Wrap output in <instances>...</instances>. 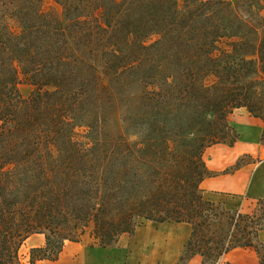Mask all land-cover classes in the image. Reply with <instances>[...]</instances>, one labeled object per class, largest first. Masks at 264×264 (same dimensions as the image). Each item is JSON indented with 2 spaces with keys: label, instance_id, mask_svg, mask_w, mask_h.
I'll list each match as a JSON object with an SVG mask.
<instances>
[{
  "label": "trees",
  "instance_id": "1",
  "mask_svg": "<svg viewBox=\"0 0 264 264\" xmlns=\"http://www.w3.org/2000/svg\"><path fill=\"white\" fill-rule=\"evenodd\" d=\"M53 1L0 0V264H27L36 234L31 264L145 221L190 225L178 264H238L222 262L237 248L264 264V198L246 212L203 188L256 162L207 165L240 140L235 110L264 144V0Z\"/></svg>",
  "mask_w": 264,
  "mask_h": 264
},
{
  "label": "rangeland",
  "instance_id": "2",
  "mask_svg": "<svg viewBox=\"0 0 264 264\" xmlns=\"http://www.w3.org/2000/svg\"><path fill=\"white\" fill-rule=\"evenodd\" d=\"M50 6L61 11V7L53 0H45L44 7L48 8ZM19 87L24 97H29L34 89V86L25 79L20 83ZM250 116L245 108L237 109L231 115V121L240 131L241 138L234 146L217 144L209 147L205 152V159L210 167L214 165V161L217 158L223 157L224 160H229L231 156L237 153V148L244 140L242 128L250 125ZM261 132L260 140L256 142L258 144L262 143ZM244 154L250 153L244 152L238 158ZM225 168L219 170L211 168V170L222 171ZM204 189L207 198L218 202H227L230 207L241 201L235 194L213 190L206 183L204 184ZM161 227L164 228V231L161 230ZM160 232H163V234L161 235ZM188 237L189 232L185 225L145 221L132 236L122 237L120 242L114 247L103 250L98 245L92 244L90 240L78 243L70 242L66 245L59 260L42 259L34 264H129V261H135V264H178L182 254L181 251L184 249ZM262 237L264 239V234ZM44 243L45 237L41 234L33 235L26 241L21 248V254L27 264H31L29 263L31 249L36 246H42ZM250 253H252L250 250L241 251L238 257L246 259ZM192 264L201 263L197 259Z\"/></svg>",
  "mask_w": 264,
  "mask_h": 264
},
{
  "label": "crops",
  "instance_id": "3",
  "mask_svg": "<svg viewBox=\"0 0 264 264\" xmlns=\"http://www.w3.org/2000/svg\"><path fill=\"white\" fill-rule=\"evenodd\" d=\"M249 122L250 125H247L246 127H255L256 131L257 128L259 129L260 125H263L261 119L253 116H250ZM261 129L262 127L260 128V131H262ZM242 133L244 136V132ZM258 140L260 139L259 138L257 139V137L253 139H247L244 137L243 143L237 148L238 150L237 153L231 156L229 160H224L223 157H219L214 161V165L212 167H210L209 164L207 163L210 170L211 168L215 170H219L225 167L227 168L228 166L232 165L236 161V159L244 152L252 154V156L257 159L256 162L246 164L233 173L220 174L215 177L207 178L203 182V188H204V184L206 183V185H208V187L213 190L235 194L237 197H239L241 200L239 203L235 204L232 207L227 205L230 208H240L243 211L248 212L255 207L254 198L256 197L264 198V144L256 143ZM225 203L227 204V202ZM181 224L185 225L188 228V232L190 235V231H191L190 225L186 223H181ZM263 234L264 232L261 234V237L263 236ZM100 248L105 250L111 247L108 248L100 247ZM245 250H250V252L252 253H250L249 257H247L246 259L239 258L238 257L239 252ZM197 259L200 260L201 264H203L202 258L200 256H196L188 264H192L193 261ZM258 260H259L258 255L253 249H244V248L234 249L228 254L224 255V257L222 258V262L230 261L238 264H258ZM129 264H135V261L134 262L129 261Z\"/></svg>",
  "mask_w": 264,
  "mask_h": 264
},
{
  "label": "bare ground",
  "instance_id": "4",
  "mask_svg": "<svg viewBox=\"0 0 264 264\" xmlns=\"http://www.w3.org/2000/svg\"><path fill=\"white\" fill-rule=\"evenodd\" d=\"M261 127H262V125L259 126V129L257 128V131H256L255 127L242 128V131L244 130L243 131L244 132V137L247 138V139H253V138L257 137V139H258L260 137V128ZM161 230L164 231V228L161 227ZM160 234L162 235L163 232H160Z\"/></svg>",
  "mask_w": 264,
  "mask_h": 264
}]
</instances>
